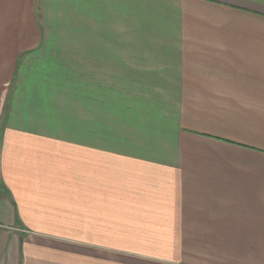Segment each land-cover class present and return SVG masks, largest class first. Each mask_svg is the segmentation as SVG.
Segmentation results:
<instances>
[{"label":"crops","instance_id":"crops-1","mask_svg":"<svg viewBox=\"0 0 264 264\" xmlns=\"http://www.w3.org/2000/svg\"><path fill=\"white\" fill-rule=\"evenodd\" d=\"M135 1L0 0V264H264V0Z\"/></svg>","mask_w":264,"mask_h":264},{"label":"rangeland","instance_id":"rangeland-1","mask_svg":"<svg viewBox=\"0 0 264 264\" xmlns=\"http://www.w3.org/2000/svg\"><path fill=\"white\" fill-rule=\"evenodd\" d=\"M71 3H75V0H70ZM111 1V0H110ZM181 1L182 0H136L135 2V35H136V46H137V66H143L145 60H149L151 56L145 53H140L141 50L148 51L149 53H153L154 51V45L156 42L159 40V37L163 36L161 40L165 38L167 35H171L174 33L180 34L181 35V21L183 19H191L192 17H197V16H192L190 15V12L187 11H182L181 10ZM49 8L53 7V3L50 1L47 2ZM133 4V3H132ZM175 4L177 7L175 9H170L169 6H173ZM66 4H62L64 7ZM59 6V5H58ZM169 8V9H168ZM57 11H46L42 12L41 10L39 11L41 21L43 18H54L55 14ZM45 14L47 16H45ZM127 15V14H126ZM124 17V16H123ZM125 19V17H124ZM170 20L168 21L169 23L166 24V22L160 23L161 20ZM129 21V20H126ZM125 21V23H126ZM121 24H124L123 22ZM129 24V23H126ZM133 23H130V25ZM159 28H163L164 30L161 31H154L158 30ZM155 34H160V35H155ZM180 44V40L178 41ZM145 43V44H144ZM140 48V49H139ZM140 53V54H139ZM144 56H143V55ZM142 55V57H141ZM107 97L109 98L108 94L112 96V93L106 92ZM158 92H147L146 96H143V92H136L135 97H158L156 94ZM114 95V94H113ZM115 96V95H114ZM154 97V98H155ZM122 96L120 93V96L117 98L115 97L113 100L115 102L122 101ZM124 102V101H122ZM76 102H73V105ZM77 102V106H78ZM72 105V103H71ZM79 116V115H78ZM72 120H78L79 124V119H76L72 117ZM59 127L61 124H58Z\"/></svg>","mask_w":264,"mask_h":264}]
</instances>
